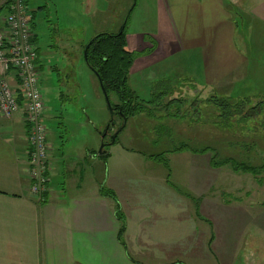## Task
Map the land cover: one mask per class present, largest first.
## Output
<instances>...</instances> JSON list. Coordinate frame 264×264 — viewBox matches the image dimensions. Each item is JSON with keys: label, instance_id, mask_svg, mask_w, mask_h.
I'll return each mask as SVG.
<instances>
[{"label": "crops", "instance_id": "0c3cea01", "mask_svg": "<svg viewBox=\"0 0 264 264\" xmlns=\"http://www.w3.org/2000/svg\"><path fill=\"white\" fill-rule=\"evenodd\" d=\"M8 1L0 0V15L6 14L4 5ZM27 1L34 16L33 0ZM246 1L249 9L242 11L241 17L251 20L247 45L245 36L242 38L238 33L236 21L239 5ZM115 2V7L121 5L120 0ZM127 3L129 12L116 22V11H108L105 0L103 22L94 30V35L120 31L128 13L135 11L138 0ZM103 4V0H88V13L90 7L92 10ZM111 4L108 3L110 7ZM150 7L154 33H128L126 29V50L134 55L127 82L138 99L153 94V90L139 87L138 76L148 74L143 82L154 80L165 87L156 100L159 110L156 115L165 114L162 123L173 126L178 136L188 143L170 151L174 168L166 152L147 155L144 149L142 152L132 149L135 158L147 157L141 165L148 173L120 172L126 178L112 179L108 173L110 153L99 150L103 139L101 128L96 127L81 105L67 113L74 118L67 138L56 136L60 133L54 127L48 130V182L39 201L30 192L32 181L26 162L28 129L24 115L20 112L6 119L0 113V264H187L185 261L197 260L208 264L213 255H210L212 244L219 264H233V258L226 253L227 245L233 243L240 227L249 223L250 210L245 205L256 195L253 185L256 179L233 170L225 172L228 166L213 167L211 146L202 143L203 149L211 151L201 152L203 149H192L195 145L191 143L202 141L196 140L194 133L204 137L205 142L208 139L224 141L227 137L221 112L213 104L205 103L209 98L232 103L248 101L246 107H254L264 100V2L151 0ZM33 35L35 38L34 32ZM36 49L41 81L43 66ZM181 53L196 54L190 80L192 89L178 86L176 70L172 73L167 70L170 66L176 67L170 59ZM62 96V102L68 99ZM174 101H181L183 107V102L189 101L193 110L194 107L203 109L201 115L208 120L206 126L202 128L203 120L194 124L172 120ZM44 102V120L57 122L65 109L57 106L50 109V102L45 98ZM67 115L60 118L67 121ZM211 116L215 117L213 123L209 120ZM99 118L101 127H106L108 117L104 111L101 110ZM144 120L155 129L156 119ZM111 130L106 127L107 132ZM244 136L249 138L241 137ZM103 141L105 144V138ZM117 141L111 140V144H118ZM199 146L202 147L201 143ZM239 174L248 179L251 176V183L235 187L243 178ZM104 189L114 193V197L103 193ZM236 205H243L247 210H236ZM118 210L123 221L118 218ZM184 243L188 247L180 257L178 245ZM252 259L248 255L246 263L250 264Z\"/></svg>", "mask_w": 264, "mask_h": 264}, {"label": "rangeland", "instance_id": "374dc122", "mask_svg": "<svg viewBox=\"0 0 264 264\" xmlns=\"http://www.w3.org/2000/svg\"><path fill=\"white\" fill-rule=\"evenodd\" d=\"M115 1L118 0L109 1L112 2V7L108 5L109 2L107 0L106 4L108 11H116L117 22L121 17L126 16L130 7L127 6V2L129 0H120L121 5H117L118 8L115 7ZM150 1L151 0H138V5L135 11L131 14L128 13V15L130 14L127 24L128 33L153 32V20L151 19L152 9L150 7ZM259 1L264 2V0ZM87 2L88 0H33L32 2L33 9L35 10L33 30L35 33L34 43L36 44V48H38L43 66V71H41L42 78L40 81L41 90L46 102H50V109L54 106L65 109V112L61 113L59 120L55 123L46 121L43 118V123L46 124L47 127V133L48 130L50 131L54 127L55 131L60 133L56 136H61L62 139L67 138L69 135L68 131L70 130L69 126L74 122V118L70 115H67V113L71 109H76L82 105L85 106L87 114L91 120L95 122L96 127L98 129L101 128L100 130L102 132L103 139L104 135L106 134L105 144L109 145L101 149L102 145L104 144L102 139L99 150H105L106 152L110 153L108 173L112 179L126 178L120 175V172L126 175H130L132 173H148L146 172L147 168L141 165V162L144 163L147 157L145 158V156L140 155L135 158L134 153L131 151L132 149L140 152H142L144 149L147 155H159L160 153L166 152L167 158L172 160L171 166L174 168V156L172 153H170V151H172L174 148H179L187 142L183 141L178 136L173 126L168 127L167 124L162 123V121L165 119V114H163V116L160 114L159 117L156 115L159 114V110L156 108V100L159 97V93L165 91V87L161 83H156L154 80H152L153 76L149 77L152 82H150V80L143 82L145 77L148 78V74L142 78H140V76L136 77L140 88L145 87L147 89L149 88L153 90V94L150 96H142L140 97L141 100L139 99L140 102L144 104L142 112L144 111L146 114L142 113L141 109L138 110L135 113L136 117L133 116L135 117L134 119L132 117L131 119L127 120L123 130L118 133V144H111V140L115 132H117L123 126V119L119 116H116V124L113 126V129L109 132L106 131V127H108L112 117L108 110L104 94L97 82V78L85 61L83 48L84 45L92 40V38L98 35H94V30L99 29V23L103 22L102 19L106 4L105 0H103V6L101 5V7L98 8V5H96V8H93L92 10L90 7V12L88 13ZM10 3L11 0H9L4 5V8ZM249 5L250 4H248V1L239 5V15L236 19L239 25L238 33L242 38L245 36L246 45L248 24L251 20L250 17H245V20H242L241 16L243 14L242 11L248 12ZM111 15L113 17V13H111ZM148 37L149 35H147V39ZM240 42L244 46V42L241 39ZM239 49L241 51L243 50L242 47ZM170 60L176 64V67L173 68L170 66L167 70L169 73H172L176 70L175 77L179 83L178 86L184 90L187 88L192 89L190 80L193 76L196 54L181 53L174 56ZM159 70L161 69H157V71ZM197 74L198 73H195L194 75L197 76ZM13 75H16V73ZM13 84L15 83H11V85ZM62 95L68 96V99L62 102ZM60 96H62L61 100ZM214 96L217 97V95ZM116 99L117 96L113 95V103L116 102ZM218 101L219 105L213 101H205V103L216 104L218 111L221 112V106L223 105V102H225V99H219ZM183 104L184 107L182 106L181 101H174L172 103V111L170 115L172 120H175L179 123L191 121V124H194L195 122L200 123V121L203 120L202 128H204L208 120L201 115L203 109L200 110L199 107H194L193 110L189 101H185ZM148 106H151L150 109H152L151 113H154L153 115L150 113ZM182 107L183 109L181 116L179 110ZM101 110L104 111L108 117L107 124L105 125L106 127H101L99 122ZM20 112L25 115L23 108L18 113ZM66 115L68 120L63 121L61 118H65ZM144 119H156L155 129ZM209 120L213 123L215 117L211 116ZM218 122L221 123L220 117H218ZM238 124L242 125V123ZM248 124V126L245 124L242 131H236L235 126L233 127V131L225 130V132H227V137L224 138V141L211 142L208 139V141L205 142L204 137L194 133L193 136H195L196 140H202L199 142V144L201 143L202 147H200L198 143L192 142L191 144H193V146L195 145V147L191 148L194 150H201L205 148L203 146L206 144V147L211 146L213 150L212 155L216 153L219 158H234L238 161L246 160L250 161L254 165H260L262 162H264V132L260 134V131L258 130L253 131V122H249ZM256 127L262 128L263 125H256ZM242 135H247L249 138L245 140L241 137ZM28 138L29 134L27 137L29 148L30 143ZM202 143H204V145ZM49 165L46 172V177L49 170ZM162 169L164 172H166L163 167ZM177 171L178 170L174 169V172L177 173ZM225 172L232 173V169L230 167L225 168ZM239 175L243 178H241L236 183L237 186L234 185L235 187H238L241 184V186H243L244 184L251 183V176L248 179L247 176L242 174ZM255 179L256 180L253 185L254 190H256V195L255 197H252L250 202H247L245 205L250 210L249 215L251 217L249 223H245V227H240L233 243L227 245L226 253H228L229 256L233 258V264H247L246 260L248 255L252 256L253 258L250 260V264H264V187L260 184V182H258L259 179ZM135 182L140 183L141 181L136 180ZM241 186L240 188H242ZM242 191L244 192L243 189ZM243 192L241 193V196L243 195ZM37 199L40 201V197H37ZM230 200H233L232 196H230ZM236 207V210L246 209L243 207V205H236ZM193 212L195 213L194 207ZM245 222H247V220H245ZM186 247H188L186 243L178 245L181 254L180 257L183 255L182 250L186 249ZM214 252L215 248L214 244H212L210 255H213L208 264H219V260L216 259ZM185 262L187 264H203L199 260L195 261L194 263L188 261Z\"/></svg>", "mask_w": 264, "mask_h": 264}, {"label": "built area", "instance_id": "2783aa9c", "mask_svg": "<svg viewBox=\"0 0 264 264\" xmlns=\"http://www.w3.org/2000/svg\"><path fill=\"white\" fill-rule=\"evenodd\" d=\"M5 11L0 15V113L11 119L22 108L25 112L30 192L41 200L46 191L50 146L43 123L45 102L36 64L37 49L32 42L33 11L27 0H11Z\"/></svg>", "mask_w": 264, "mask_h": 264}, {"label": "trees", "instance_id": "16d2710c", "mask_svg": "<svg viewBox=\"0 0 264 264\" xmlns=\"http://www.w3.org/2000/svg\"><path fill=\"white\" fill-rule=\"evenodd\" d=\"M129 17L130 16L128 15L127 19L124 21V26L120 31H118L116 34L97 35L91 40L92 43L87 49L88 67L95 74L99 85L100 83L98 78H100L104 89L109 96L110 102L115 109V112L121 113L126 120L134 116L138 110L141 109L142 111L144 108V104L139 101L135 93L129 88L127 82L129 71L134 62V55L126 50V29ZM32 42H35V38H33ZM89 43L84 45V50ZM113 95L117 96L118 103L112 102L111 98ZM214 98L215 97H211L208 99V101H213L218 104L219 101ZM216 104H213V106L215 107ZM246 104H248V101L232 103L230 100H225V102H223V105L221 106V114L223 117L225 130L233 131V127L235 126L236 129L242 131L245 124L248 126L249 122L254 121L252 124L253 131L258 130L260 131L259 133L262 134L264 132V100L258 101L254 107H246ZM257 119L260 121L259 124L256 122ZM238 123H242V125ZM256 125H263V127L259 128L256 127ZM226 135L227 132H225V136ZM242 138L245 140L248 139L246 136ZM105 146L106 144H104V147ZM209 151H211V149L206 148L201 152ZM211 163L213 167L228 166L236 173L250 174L259 179L258 182H260V184L264 187V162H262L260 165H254L250 161L246 160L238 161L234 158L222 159L219 158L216 153H214L211 158ZM102 192L114 197V193L110 191H106L104 189ZM118 218L123 221V216L119 210ZM123 230V228L120 229V234L123 233Z\"/></svg>", "mask_w": 264, "mask_h": 264}, {"label": "water", "instance_id": "95a60500", "mask_svg": "<svg viewBox=\"0 0 264 264\" xmlns=\"http://www.w3.org/2000/svg\"><path fill=\"white\" fill-rule=\"evenodd\" d=\"M91 43H92V41H90V43L87 45V47L84 50V58H85L86 63H87V49L89 48ZM98 80H99V83H100L101 90H102V92L104 94L108 110H109V112L111 114V117H112L107 129H109L110 127L113 128V126L116 124V122H114V119H115L116 116H119V117H121L123 119V126L121 127V129H119L117 132H115L114 136L112 137V142H114L116 140V137L118 136V133L121 130H123V128L125 127V124L127 123V120L124 118V116L121 113L115 112V109H114V107L112 106V104L110 102L109 96H108L106 90L104 89L103 83L101 82L100 78H98ZM105 136H106V134L104 135V138H105ZM102 148H104V144L102 145L101 149Z\"/></svg>", "mask_w": 264, "mask_h": 264}, {"label": "flooded vegetation", "instance_id": "af4514ba", "mask_svg": "<svg viewBox=\"0 0 264 264\" xmlns=\"http://www.w3.org/2000/svg\"><path fill=\"white\" fill-rule=\"evenodd\" d=\"M113 129V128H112Z\"/></svg>", "mask_w": 264, "mask_h": 264}]
</instances>
